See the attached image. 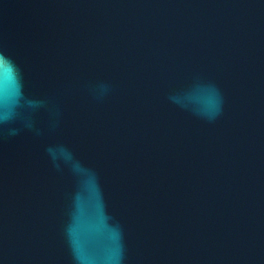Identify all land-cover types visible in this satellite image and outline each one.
<instances>
[{
  "label": "water",
  "instance_id": "water-1",
  "mask_svg": "<svg viewBox=\"0 0 264 264\" xmlns=\"http://www.w3.org/2000/svg\"><path fill=\"white\" fill-rule=\"evenodd\" d=\"M0 264H264V0H0Z\"/></svg>",
  "mask_w": 264,
  "mask_h": 264
},
{
  "label": "snow or ice",
  "instance_id": "snow-or-ice-1",
  "mask_svg": "<svg viewBox=\"0 0 264 264\" xmlns=\"http://www.w3.org/2000/svg\"><path fill=\"white\" fill-rule=\"evenodd\" d=\"M0 63H3V59H2V57H0Z\"/></svg>",
  "mask_w": 264,
  "mask_h": 264
},
{
  "label": "clouds",
  "instance_id": "clouds-1",
  "mask_svg": "<svg viewBox=\"0 0 264 264\" xmlns=\"http://www.w3.org/2000/svg\"><path fill=\"white\" fill-rule=\"evenodd\" d=\"M3 59V58H2Z\"/></svg>",
  "mask_w": 264,
  "mask_h": 264
}]
</instances>
